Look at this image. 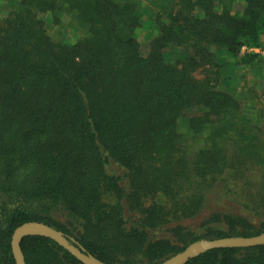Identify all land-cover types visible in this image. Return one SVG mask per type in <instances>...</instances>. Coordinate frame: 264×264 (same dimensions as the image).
I'll use <instances>...</instances> for the list:
<instances>
[{
    "label": "trees",
    "instance_id": "trees-1",
    "mask_svg": "<svg viewBox=\"0 0 264 264\" xmlns=\"http://www.w3.org/2000/svg\"><path fill=\"white\" fill-rule=\"evenodd\" d=\"M243 2L0 0V264L26 221L111 264L264 232V55L241 54L264 47V0ZM22 247L84 264L46 236ZM186 264H264V244Z\"/></svg>",
    "mask_w": 264,
    "mask_h": 264
},
{
    "label": "water",
    "instance_id": "water-1",
    "mask_svg": "<svg viewBox=\"0 0 264 264\" xmlns=\"http://www.w3.org/2000/svg\"><path fill=\"white\" fill-rule=\"evenodd\" d=\"M28 235H42L51 238L84 264H111L97 257L82 246L77 239L63 231L40 221H26L12 233L11 248L15 264H27L22 240ZM264 244V232L253 235H228L216 238H202L189 243L183 250L155 264H186L191 258L219 247H248Z\"/></svg>",
    "mask_w": 264,
    "mask_h": 264
},
{
    "label": "rangeland",
    "instance_id": "rangeland-1",
    "mask_svg": "<svg viewBox=\"0 0 264 264\" xmlns=\"http://www.w3.org/2000/svg\"><path fill=\"white\" fill-rule=\"evenodd\" d=\"M244 5V2L243 0H239V3H237L236 6H239L240 8L243 7ZM5 7V5H3ZM5 8H3L4 10ZM153 32V29H147V28H141L139 29V36H140V39L143 43V45L145 46L148 41L150 40V33ZM263 40H264V34L262 36ZM245 52H258L260 53L261 55H264V47H256V46H249V45H244L242 50H241V54L245 53ZM239 70H241V73L244 72V74H246L247 78H244L243 75L242 77L239 78L238 80V84L240 86V88L242 86L245 85V83L249 80V85L253 82L252 81V73L249 72V69L247 67V65H241L239 66ZM204 238H207V237H204ZM199 239H202V238H199ZM197 240V239H196Z\"/></svg>",
    "mask_w": 264,
    "mask_h": 264
}]
</instances>
